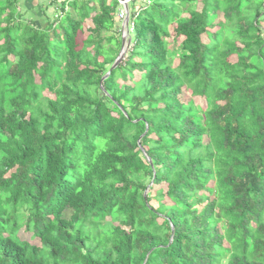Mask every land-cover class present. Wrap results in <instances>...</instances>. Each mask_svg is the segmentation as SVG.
Masks as SVG:
<instances>
[{
    "label": "trees",
    "instance_id": "16d2710c",
    "mask_svg": "<svg viewBox=\"0 0 264 264\" xmlns=\"http://www.w3.org/2000/svg\"><path fill=\"white\" fill-rule=\"evenodd\" d=\"M18 1L0 0V264H264V0H131L104 80L118 0L40 22Z\"/></svg>",
    "mask_w": 264,
    "mask_h": 264
},
{
    "label": "rangeland",
    "instance_id": "374dc122",
    "mask_svg": "<svg viewBox=\"0 0 264 264\" xmlns=\"http://www.w3.org/2000/svg\"><path fill=\"white\" fill-rule=\"evenodd\" d=\"M53 0H33L32 3H30V5H27L25 0H19L18 1V4H17V7H18V10H19V13L20 15L22 16V18H20L21 21H28V20H36V21H41V16L40 14H38L39 12V9L38 7H40V5H42L41 9H45V12H46V17L48 19H53L54 18V15H58L61 16L60 12H56L55 8L53 6H48L49 2H51ZM57 1V0H56ZM58 1H61V0H58ZM120 13H125V10H121L119 11V13L116 15V19H119V23H120V32H121V36H125L124 39H125V42L127 40V35H126V31H125V28H124V20H121L120 19ZM38 15V16H37ZM42 20H44V18H42ZM4 22L2 23V26H4ZM90 26V23L89 21H85L84 24L82 25L83 27V30H82V33H79L77 35V38H76V42H77V49L80 48L81 46V43H82V40L84 39L85 35H86V29L87 27ZM125 44V43H124ZM176 63V61H175ZM182 99L183 100H188V94H182ZM195 103L198 104L200 103V101L198 99H194ZM19 237L21 238V240H28L30 235L27 234L26 232L23 231V229H20L19 231ZM32 244H38L36 240H32L31 241Z\"/></svg>",
    "mask_w": 264,
    "mask_h": 264
},
{
    "label": "water",
    "instance_id": "95a60500",
    "mask_svg": "<svg viewBox=\"0 0 264 264\" xmlns=\"http://www.w3.org/2000/svg\"><path fill=\"white\" fill-rule=\"evenodd\" d=\"M120 3L123 2V0H118ZM124 7V10L126 12V17H125V21H124V28H125V31H126V35L128 36V30H127V27H128V20H129V13H128V8L126 6V4L123 6ZM125 36L122 37V44H121V50H120V53L117 57V59L115 60L114 64L112 65L111 69L109 70V72L102 78V80H104L108 74L110 73V71L112 69H114L118 63L123 59L124 57V54H125V51L128 49L129 47V43H130V40L128 39V41L125 43V39H124ZM125 43V44H124Z\"/></svg>",
    "mask_w": 264,
    "mask_h": 264
},
{
    "label": "built area",
    "instance_id": "2783aa9c",
    "mask_svg": "<svg viewBox=\"0 0 264 264\" xmlns=\"http://www.w3.org/2000/svg\"><path fill=\"white\" fill-rule=\"evenodd\" d=\"M129 1H131V0H123V2H121L120 3V5H121V10H124V5L126 4V6H127V4L129 3ZM120 19L121 20H124L125 19V17H126V12L125 13H120Z\"/></svg>",
    "mask_w": 264,
    "mask_h": 264
},
{
    "label": "crops",
    "instance_id": "0c3cea01",
    "mask_svg": "<svg viewBox=\"0 0 264 264\" xmlns=\"http://www.w3.org/2000/svg\"><path fill=\"white\" fill-rule=\"evenodd\" d=\"M31 1L33 2V0H31ZM57 1H58V0H57ZM32 2H31V3H32ZM37 2H38V0H37ZM41 7H42L41 5H40V7H38V9H39V12H38V14H40V13H41V12H40V11L42 10V9H41ZM37 16H38V15H37Z\"/></svg>",
    "mask_w": 264,
    "mask_h": 264
}]
</instances>
